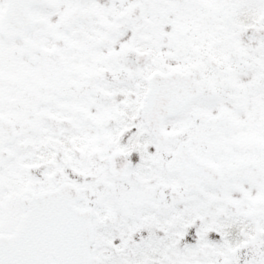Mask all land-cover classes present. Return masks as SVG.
I'll use <instances>...</instances> for the list:
<instances>
[{
	"label": "snow or ice",
	"instance_id": "obj_1",
	"mask_svg": "<svg viewBox=\"0 0 264 264\" xmlns=\"http://www.w3.org/2000/svg\"><path fill=\"white\" fill-rule=\"evenodd\" d=\"M0 264H264V0H0Z\"/></svg>",
	"mask_w": 264,
	"mask_h": 264
}]
</instances>
